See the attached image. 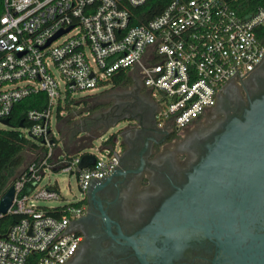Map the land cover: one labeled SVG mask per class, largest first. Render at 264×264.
<instances>
[{
    "label": "built area",
    "instance_id": "built-area-1",
    "mask_svg": "<svg viewBox=\"0 0 264 264\" xmlns=\"http://www.w3.org/2000/svg\"><path fill=\"white\" fill-rule=\"evenodd\" d=\"M150 1L2 0L0 127L11 128L13 108L22 99L44 92L48 101L29 109L16 127L36 148L12 181L10 207L0 213L20 217L0 234V264H65L78 245L67 228L81 211L82 196L38 204L62 199L49 174L67 171L81 192L118 164L117 140L111 147L89 146L96 153L65 149L52 124L67 94L92 92L126 72L153 98L158 126L181 129L214 106L228 81L244 79L261 62L264 8L240 13L237 0H169L149 17L144 6ZM5 118L9 125L1 122ZM84 153L95 160L80 168Z\"/></svg>",
    "mask_w": 264,
    "mask_h": 264
},
{
    "label": "flooded vegetation",
    "instance_id": "flooded-vegetation-1",
    "mask_svg": "<svg viewBox=\"0 0 264 264\" xmlns=\"http://www.w3.org/2000/svg\"><path fill=\"white\" fill-rule=\"evenodd\" d=\"M263 94L264 55L244 79L228 81L214 106L192 125L167 130L158 126L156 104L140 79L119 85L86 123L104 129L122 119L110 129L117 128L118 164L81 191V211L67 228L78 245L65 264H264V207L254 210L262 214L253 217L247 232L238 222L232 225V256L204 228L212 217L199 209L198 200L187 202L189 215L174 205L168 223L157 218L227 123L243 119Z\"/></svg>",
    "mask_w": 264,
    "mask_h": 264
},
{
    "label": "water",
    "instance_id": "water-1",
    "mask_svg": "<svg viewBox=\"0 0 264 264\" xmlns=\"http://www.w3.org/2000/svg\"><path fill=\"white\" fill-rule=\"evenodd\" d=\"M62 32L56 33L48 43ZM120 120L105 127L99 137L108 133ZM1 122L9 125L7 118ZM163 133L166 135L167 131L163 130ZM117 137L116 134L113 142ZM94 160L93 154L84 153L79 167L90 166ZM177 190L174 196L164 201L157 218L168 223L174 205L180 207L182 215H189L187 202L190 199L198 200L199 209L202 207L203 213L212 217L204 228L219 241L226 254L232 256L235 237L232 225L238 222L241 231L247 232L248 223L253 222L254 216L262 214V211L254 210L264 207V94L250 104L243 119L227 123L223 133L208 147L190 174V179ZM13 197L14 187L10 185L0 197V213L7 211ZM237 215L239 220L236 219ZM245 239L237 243L241 245Z\"/></svg>",
    "mask_w": 264,
    "mask_h": 264
},
{
    "label": "trees",
    "instance_id": "trees-1",
    "mask_svg": "<svg viewBox=\"0 0 264 264\" xmlns=\"http://www.w3.org/2000/svg\"><path fill=\"white\" fill-rule=\"evenodd\" d=\"M168 2L169 0H152L147 3L144 8L150 9V17L159 13ZM234 7L240 13L252 12L258 7L264 8V0H237ZM1 14L2 0H0V15ZM129 82H131V79L126 72H121L111 79L113 88ZM72 100L73 99L70 98L69 94H67L64 100L66 113L71 107ZM47 101V96L44 92H38L22 99L13 108L12 115L10 117L11 128L0 127V197L12 184V181L19 172V168L24 165L25 152L33 151L36 148V144L26 138L16 127L21 120H25L26 112L29 109H42L47 105ZM63 108L64 107L59 102L56 108V117L59 119L63 118L62 115L59 114V111L63 110ZM115 136L116 133L108 135L107 139L104 141L105 144L113 145V139ZM71 139L74 142L69 151H71L70 153H75L91 146L93 137H76L73 134ZM64 147L66 150L68 149L65 144ZM19 218L20 217L16 215H4L1 217L0 234L4 233L8 226L18 221Z\"/></svg>",
    "mask_w": 264,
    "mask_h": 264
},
{
    "label": "rangeland",
    "instance_id": "rangeland-1",
    "mask_svg": "<svg viewBox=\"0 0 264 264\" xmlns=\"http://www.w3.org/2000/svg\"><path fill=\"white\" fill-rule=\"evenodd\" d=\"M107 84V83H106ZM112 83L108 82L106 86H99L92 92H76L72 96L71 107L68 109L67 113L65 102L62 103L64 114L62 119L56 117V111H53V131L56 133L58 138H61L63 143L68 147L73 146L72 135L76 137L88 136L93 137L92 146H102L105 145V139L108 135L116 132L117 128L108 131V133L99 137V134L103 131L102 128H89L86 124L91 118L92 111L99 110L98 108L106 102V97L115 92L118 86L114 89ZM122 89V88H121ZM113 101V97L111 98ZM2 126V124H0ZM60 140V144L62 141ZM119 146V145H118ZM117 146V147H118ZM84 151L96 153L93 147H86ZM30 152H25V164H27L31 159H33L34 154ZM51 182L56 181L60 189L62 199L58 201H38L37 203L44 206L57 205L63 203L66 200H73L75 198L81 197L82 194L78 189L76 177L70 175L67 171H55L49 174ZM45 178L44 181H46Z\"/></svg>",
    "mask_w": 264,
    "mask_h": 264
},
{
    "label": "crops",
    "instance_id": "crops-1",
    "mask_svg": "<svg viewBox=\"0 0 264 264\" xmlns=\"http://www.w3.org/2000/svg\"><path fill=\"white\" fill-rule=\"evenodd\" d=\"M63 145H64V144H63ZM69 149H70V148H68L67 151H69ZM69 152H71V151H69ZM23 167H24V165L21 166V167L19 168V172L22 170ZM19 172H18V173H19Z\"/></svg>",
    "mask_w": 264,
    "mask_h": 264
}]
</instances>
